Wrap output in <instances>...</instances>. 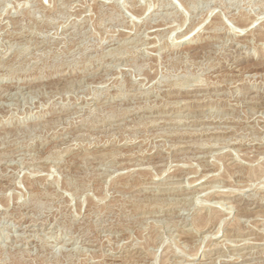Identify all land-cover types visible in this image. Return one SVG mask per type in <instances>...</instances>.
<instances>
[{
  "label": "rangeland",
  "instance_id": "obj_1",
  "mask_svg": "<svg viewBox=\"0 0 264 264\" xmlns=\"http://www.w3.org/2000/svg\"><path fill=\"white\" fill-rule=\"evenodd\" d=\"M182 1L0 0V264H264V0Z\"/></svg>",
  "mask_w": 264,
  "mask_h": 264
},
{
  "label": "bare ground",
  "instance_id": "obj_2",
  "mask_svg": "<svg viewBox=\"0 0 264 264\" xmlns=\"http://www.w3.org/2000/svg\"><path fill=\"white\" fill-rule=\"evenodd\" d=\"M182 1V0H181ZM179 2V1H178ZM183 2V1H182ZM163 3V2H162ZM173 4V3H172ZM180 4V3H179ZM169 5V4H168ZM171 5V4H170ZM147 7V6H146ZM148 7H149V5H148ZM147 7V8H148ZM185 7H187V6H185ZM42 8V7H41ZM137 8V7H136ZM143 8V7H142ZM177 8V7H176ZM132 9V8H131ZM184 9V8H183ZM187 9V8H186ZM185 9V10H186ZM212 10V9H211ZM147 12H148V10H146ZM242 11V10H241ZM149 13V12H148ZM178 13V12H177ZM209 13H211V12H209ZM237 13V12H236ZM10 14V13H9ZM208 14V13H207ZM241 14V13H240ZM235 15V14H234ZM217 16H219V15H217ZM229 16V15H228ZM246 16V15H245ZM235 16H232V18L233 19H230L231 21H233V23L235 22V29L233 30L234 32L232 33V34H228V35H230V36H232V37H236V38H239V37H242V36H244V33H247L248 34V32H249V29H250V27L254 24V21H251V22H249V24H245V21L243 20V19H246V17H244V16H242V15H238V18H234ZM263 19V18H262ZM176 20H178V19H176ZM185 20V19H184ZM205 21H206V19H204ZM253 20V19H252ZM153 21V20H152ZM219 20H215V21H212V23L211 24H209V28L211 29V28H216L217 26H218V24L219 23H222V22H218ZM248 20L246 19V22H247ZM230 22V21H229ZM157 23H158V21H157ZM232 23V24H233ZM172 24V23H171ZM147 25V24H146ZM159 25H161V24H159ZM185 25V24H184ZM192 25V24H191ZM198 25V24H197ZM197 25H195V26H197ZM222 25H223V23H222ZM259 25V24H258ZM138 26V25H137ZM181 26V25H180ZM202 26V25H201ZM264 26V25H263ZM198 27V26H197ZM197 27H195V29L197 28ZM223 27H224V25H223ZM232 27V26H231ZM261 27V26H260ZM165 28V27H164ZM193 28V27H192ZM229 28V27H228ZM262 28V27H261ZM132 29V28H131ZM174 29V28H173ZM190 29V28H189ZM253 29V28H252ZM145 30V29H144ZM192 30V29H191ZM200 30V29H199ZM251 30V29H250ZM256 30V29H255ZM261 30V29H260ZM196 31V30H195ZM194 31V28H193V31L192 32H195ZM157 32V31H156ZM166 32V31H165ZM170 32V31H169ZM227 32L228 33H231V31L229 32L228 30H227ZM243 32V34H241ZM257 32H258V30H257ZM261 32V31H260ZM135 33V32H134ZM161 33H164V32H161ZM166 33H168V32H166ZM261 33H263V32H261ZM156 34V33H155ZM159 34V33H158ZM157 34V35H158ZM178 34V33H177ZM191 32L190 31H183V33H180V34H178L177 36H175V38L176 39H174V41H172L174 44H177V45H181V44H184L185 42H187L188 40H190L192 37H191ZM197 34V33H196ZM164 35V34H163ZM195 35V34H194ZM198 35H199V33H198ZM261 35V34H260ZM150 36V35H149ZM172 36V35H171ZM248 36V35H247ZM160 37V36H159ZM164 37V36H163ZM127 38V37H126ZM156 38V37H155ZM170 38V37H169ZM196 38V37H195ZM118 39V38H117ZM153 39V38H152ZM254 39V38H253ZM8 40V39H7ZM131 40V39H130ZM164 40V39H163ZM191 41V40H190ZM233 41V40H232ZM133 43V42H132ZM241 43V42H240ZM11 44V43H10ZM127 44V43H126ZM136 44V43H135ZM157 44V43H156ZM250 45V44H249ZM11 49V48H10ZM170 51V50H169ZM162 53V52H161ZM169 54V53H168ZM2 56V55H1ZM21 56H23V55H21ZM169 56V55H168ZM28 60V59H27ZM118 63V62H117ZM112 69V68H111ZM91 74V73H90ZM88 75V74H87ZM243 75V74H242ZM84 76V75H83ZM244 80V79H243ZM181 83V82H180ZM187 83V82H186ZM199 83V82H198ZM230 83V82H229ZM194 85V84H193ZM195 85H197V84H195ZM178 86V85H177ZM13 87V86H12ZM21 89V88H20ZM198 89V88H197ZM120 91V90H119ZM154 91V90H153ZM9 92V91H8ZM139 92V91H138ZM151 92V91H150ZM17 93V92H16ZM15 93V94H16ZM120 94V93H119ZM14 95V94H13ZM108 96V95H107ZM136 96V95H135ZM193 97H195V96H193ZM162 98V97H161ZM174 98V97H173ZM186 99V98H185ZM199 99V98H198ZM202 100V99H201ZM157 101V100H156ZM141 103V102H140ZM175 103V102H174ZM144 104V103H143ZM156 104V103H155ZM154 104V105H155ZM178 104V103H177ZM184 104V103H183ZM259 104V103H258ZM152 105V104H151ZM174 105V104H173ZM121 106V105H120ZM165 106V105H164ZM86 108V107H85ZM147 108V107H146ZM156 108V107H155ZM165 108V107H164ZM164 108H163V110H164ZM166 108H167V106H166ZM169 108V107H168ZM95 109V108H94ZM97 109V108H96ZM108 109V108H107ZM147 109H149V108H147ZM153 109V108H152ZM77 110V109H76ZM92 110V109H91ZM93 111V110H92ZM135 111V110H134ZM255 111V110H254ZM140 112V111H139ZM121 113V112H120ZM146 113V112H145ZM251 113V112H250ZM149 114V113H148ZM227 114H229V113H227ZM232 114V113H231ZM121 115V114H120ZM214 115V114H213ZM220 115V114H219ZM255 116V115H254ZM113 117V116H112ZM156 117V116H155ZM161 117V116H160ZM169 117V116H168ZM252 117V116H251ZM118 118V117H117ZM164 118V117H163ZM256 118V117H255ZM111 119V118H110ZM133 119V118H132ZM138 119V118H137ZM147 119V118H146ZM155 119V118H154ZM232 119V118H231ZM210 120V119H209ZM139 121V120H138ZM166 121V120H165ZM180 121V120H179ZM178 121V122H179ZM215 121V120H214ZM235 121V120H234ZM263 121V120H262ZM158 122V121H157ZM163 122V121H162ZM153 123V122H152ZM159 123V122H158ZM193 123V122H192ZM129 124V123H128ZM150 125V124H149ZM154 125V124H153ZM117 126V125H116ZM129 126V125H128ZM162 126V125H161ZM115 127V126H114ZM136 128V127H135ZM134 128V129H135ZM215 128H216V126H215ZM130 129V128H129ZM230 129V128H229ZM166 130V129H165ZM214 130V129H213ZM263 130V129H262ZM167 131V130H166ZM177 131V130H176ZM201 131V130H200ZM220 131V130H219ZM237 131V130H236ZM136 132V131H135ZM261 132V131H260ZM171 133V132H170ZM174 133V132H173ZM180 133V132H179ZM195 133V132H194ZM197 133V132H196ZM135 135V134H134ZM193 135V134H192ZM259 136V135H258ZM123 140V139H122ZM141 140V139H140ZM228 140V139H227ZM219 141V140H218ZM249 141V140H248ZM238 142V141H237ZM237 142H235V140H231V141H228L227 142V144L228 145H238V143ZM252 142V141H251ZM203 143V142H202ZM207 143V142H206ZM258 144H259V142H258ZM261 144V143H260ZM226 145V144H225ZM228 145H226L225 147H228ZM195 146V145H194ZM135 147H137V146H135ZM201 149H206V150H211V151H213V150H216L217 148H219L217 145H215V144H205V143H203L202 145L200 144V146H199ZM264 148V147H263ZM259 149L260 150V154H263V153H261V152H264V149ZM253 150V149H252ZM129 151V150H128ZM249 151V150H248ZM247 151V152H248ZM65 153V152H64ZM63 153V154H64ZM209 153H210V151H209ZM231 153V152H230ZM112 154V153H111ZM208 154V153H207ZM211 154V153H210ZM213 154V153H212ZM217 155H219L218 157H220V155H223V156H221V157H223V159H224V154L225 153H216ZM216 154H215V157L217 158V156H216ZM225 155H227V154H225ZM229 155V154H228ZM236 155H237V153H236ZM264 155V154H263ZM116 156V155H115ZM231 156V155H230ZM261 156V155H260ZM185 157V156H184ZM24 158V157H23ZM203 158V157H202ZM231 158V157H230ZM235 158H236V156H235ZM234 157L233 158H231V159H228L226 162V165H225V167H227V168H229V169H231V170H233L234 169V171L236 170V169H238V171H235L234 172V174L235 173H237V175L238 176H243V178H246V182H247V185L245 184V187H241V192H242V190H244V188H246L245 190H247V191H250L251 192V194L249 193L246 197L247 198H255V197H258V196H260L262 199H264V187H262V186H254V185H252V181H255L256 180V174L257 173H259V172H253L254 170H253V168L252 167H250L249 166V164H243V163H240V162H238V160L237 159H235ZM183 159V158H182ZM194 159V158H193ZM217 159H220V158H217ZM216 159V160H217ZM222 159V158H221ZM4 160V159H3ZM176 160V159H175ZM162 161V160H161ZM13 162V161H12ZM221 162V161H220ZM177 164V163H176ZM259 164V163H258ZM156 165V164H155ZM163 165V164H162ZM120 167V166H119ZM177 168V167H176ZM204 168H205V170L206 171H204L206 174H203V175H201L199 178H197V179H193V180H190L189 182H188V185L189 186H196V185H199V184H202V183H204V182H213V183H215V182H219V181H221L222 180V176H221V178L220 177H218V172L215 170V169H213V165L211 164V165H207V164H204ZM193 169V168H192ZM229 169H227V170H229ZM257 169V168H256ZM186 170V169H185ZM258 171L260 170V169H257ZM195 171V170H194ZM219 171V170H218ZM30 172V171H29ZM192 172H193V170H192ZM217 172V173H216ZM262 172V171H261ZM156 173V172H155ZM210 173V174H209ZM241 173V174H240ZM244 173L246 174V176L244 175ZM161 174V173H160ZM231 174V173H230ZM232 174H233V172H232ZM259 175V174H258ZM263 175V174H262ZM158 176V175H157ZM160 176V175H159ZM220 176V175H219ZM245 176V177H244ZM229 177H231V176H229ZM228 177V178H229ZM232 177H234L233 175H232ZM149 179V178H148ZM154 179V178H153ZM192 179V178H191ZM224 179V178H223ZM152 180V179H151ZM155 180V179H154ZM223 182V181H222ZM235 183V182H234ZM35 185V184H34ZM259 185V184H258ZM264 185V184H263ZM32 186V185H31ZM225 186V185H224ZM218 187V186H217ZM238 187V186H237ZM240 187V186H239ZM238 187V188H239ZM221 188V187H220ZM251 188V189H250ZM216 189V187L215 186H210V187H201V188H199L198 187V189H196L197 191V194H203L204 192H206V191H209V192H207V194L205 195V198H206V202L208 203L207 205H204V209L201 211V212H203L204 213V211H205V213H206V215H208L207 213H211V215L213 214V213H217L218 212V214L220 213V209L218 210V208H219V206H220V203L218 202L219 200H223L225 197H227L225 194H222V191H217V190H215ZM229 191V190H228ZM39 192V191H38ZM246 192V191H245ZM224 193V192H223ZM235 193V192H234ZM193 194V193H192ZM196 194V193H195ZM244 195H245V193H243ZM228 195H230V194H228ZM231 196V195H230ZM229 196V197H230ZM213 200H215L214 202H211V201H213ZM216 200H218L217 202H216ZM224 201V200H223ZM137 202V201H136ZM221 205H223V204H221ZM92 206V205H91ZM170 206V205H169ZM247 208V207H246ZM185 209V208H184ZM161 210V209H160ZM183 210V209H182ZM228 211V210H227ZM182 212V211H181ZM180 212V213H181ZM199 211H197V213H198ZM237 213V212H236ZM165 214V213H164ZM183 214V213H182ZM4 215V214H3ZM178 215H179V213H178ZM194 216V214H191V216ZM187 216H188V214H187ZM196 216H197V214H196ZM199 216V215H198ZM195 217V216H194ZM202 217V216H201ZM207 217V216H206ZM213 217V216H212ZM215 217V216H214ZM197 218V217H196ZM195 218V219H196ZM202 218H204V217H202ZM167 219V218H166ZM199 219V218H198ZM197 219V220H198ZM201 219V218H200ZM222 219V218H221ZM184 220H186V219H184ZM205 220V219H204ZM238 220V219H237ZM262 220V219H261ZM182 221H183V219H182ZM203 221V220H202ZM234 222H235V219L233 220ZM240 221V220H239ZM192 222V221H191ZM194 222V221H193ZM237 222V221H236ZM200 223V222H199ZM242 223V222H241ZM20 224V223H19ZM178 224V223H177ZM221 224V223H220ZM237 224V223H236ZM236 224H234L235 226H236ZM189 225V224H188ZM187 225V226H188ZM192 225H194V226H196V228L198 229V226L199 225H201V223L200 224H196V223H194V224H192ZM229 226H228V229H230V227L233 225V223H230V221H229V224H228ZM194 226H192V227H194ZM234 226V227H235ZM253 226V225H252ZM173 227V226H172ZM205 227V226H204ZM202 227H200V229H201ZM236 228V227H235ZM200 229H198V230H200ZM237 229V228H236ZM260 229V228H259ZM196 230V229H195ZM197 230V231H198ZM203 230V229H202ZM219 229H217V231L215 232V233H213L212 235H211V237L213 238V237H216V236H218V234H219ZM261 231V230H260ZM232 238V237H231ZM256 238V237H255ZM195 239V238H194ZM235 239V238H234ZM224 240V239H223ZM203 241V240H202ZM230 241V240H229ZM228 242V241H227ZM70 243V242H69ZM204 243V242H203ZM224 243V242H223ZM231 243V242H230ZM66 244V243H65ZM201 244V243H200ZM218 245H216V243H211L209 246H212V248L210 249L209 248V250H214L217 246L219 247L220 245H219V243H217ZM228 245V244H227ZM185 246V245H184ZM199 246V245H198ZM223 246V245H222ZM207 247V246H206ZM135 248V247H134ZM177 248V247H176ZM141 249V248H140ZM208 249V248H207ZM260 250V249H259ZM142 251V250H141ZM258 252V251H257ZM230 253V252H229ZM228 253V254H229ZM189 254H190V252H189ZM192 254V253H191ZM196 255H197V252H195L194 251V253L192 254V255H190V259L188 260V261H192V260H194L195 258H196ZM231 255V254H230ZM127 256V255H126ZM239 256V255H238ZM110 257V256H109ZM221 257V256H220ZM239 257H241V256H239ZM149 258V257H148ZM109 259V258H108ZM131 259V258H130ZM134 259V258H133ZM179 259V258H178ZM179 262V261H178ZM121 264H127L128 262H120ZM133 263V262H132ZM114 264V263H113ZM144 264V263H143Z\"/></svg>",
  "mask_w": 264,
  "mask_h": 264
}]
</instances>
